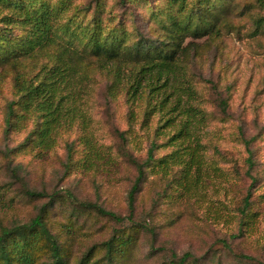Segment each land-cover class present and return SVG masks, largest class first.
I'll list each match as a JSON object with an SVG mask.
<instances>
[{
    "label": "trees",
    "instance_id": "trees-1",
    "mask_svg": "<svg viewBox=\"0 0 264 264\" xmlns=\"http://www.w3.org/2000/svg\"><path fill=\"white\" fill-rule=\"evenodd\" d=\"M114 4L118 8L106 0H0V74L3 81L9 78L12 92L6 102L2 138L7 142L11 134L26 131L16 145L5 143L0 148V154L8 161L10 177L0 184V206L12 207L20 201L31 202L33 208L25 219L0 224V264H136L138 235L153 230L144 219L133 217L137 193L148 169L159 166L167 173L173 165L183 164L179 168L181 177H188L189 165L175 162L173 153L156 156L164 145L159 141L157 126L141 160L132 153L126 134L117 132L121 140L118 153L135 169L127 189L125 216L97 201L80 200L68 188L48 191L29 187L20 175L21 165L13 157L27 151L37 155L48 152L56 145L60 132L70 126L77 109L67 91L71 75L88 79L94 74L108 76L107 90L112 98L124 90L118 75L122 67L137 69L136 75L150 69H179L188 78L189 114L198 115L206 124L217 117L219 121L233 120L228 112V98H204L198 88L197 82H209L191 70L201 45L194 40L203 39L206 43L221 41L230 34L239 36L245 25L248 37L264 36V0H116ZM109 5L112 6L107 8ZM137 6L144 12L141 19L136 17ZM210 87L216 88L213 84ZM156 88L151 86L146 91L138 81L128 85L124 94L130 106L129 117L134 108L142 111V121L154 115L157 103H161L153 101ZM209 102L216 105L220 114L207 109ZM231 135L242 147L244 173L251 179L236 208L239 221L244 222L251 215L250 190L258 180L249 172L254 165L251 146L255 136H246L241 123L234 124ZM173 138L174 135L167 141ZM203 139L195 140L196 154H203L207 147L212 158L209 166L223 173L229 170L238 178L237 161L222 150L219 142ZM66 151L67 169L81 159L92 167L84 156L87 151L77 159L74 144L67 143ZM91 153L95 155L97 151ZM103 156L100 152L99 158ZM228 163L231 168L222 166ZM13 185L17 190L10 195ZM100 217L115 225L99 241L84 225L87 220L98 221ZM105 224L106 221L101 225ZM76 246L80 248L77 253ZM215 257L213 253L209 258ZM209 258L196 257L189 251L181 256L172 253L168 264H208Z\"/></svg>",
    "mask_w": 264,
    "mask_h": 264
},
{
    "label": "rangeland",
    "instance_id": "rangeland-1",
    "mask_svg": "<svg viewBox=\"0 0 264 264\" xmlns=\"http://www.w3.org/2000/svg\"><path fill=\"white\" fill-rule=\"evenodd\" d=\"M115 1L106 0L118 8ZM119 9L123 10L120 6ZM135 11L139 12L138 19L144 16L139 6ZM140 22L146 25L145 21ZM246 32L245 25L239 36L230 34L221 41L206 43L203 39L194 40L201 45L191 70L209 82H197L198 88L204 98H228V112L233 120L219 121L217 117L206 124L198 115L189 114L185 81L188 78L179 69H150L136 75L137 69L122 67L118 75L124 90L112 98L107 90L108 76L94 74L88 79L71 75L67 91L77 109L70 126L60 132L56 145L48 152L37 155L27 151L15 155L14 162L21 165L20 175L31 188L48 191L68 188L80 200L97 201L125 216L128 214L127 189L135 169L118 153L121 140L117 132L126 134L132 153L141 160L145 157L149 136L160 126L159 141L164 145L156 156L173 153L175 162L188 164L190 170L188 177H181L179 168L183 164L173 165L167 173L159 166L148 169L137 193L133 217L144 219L153 230L141 231L138 235L136 264H168L172 253L181 256L186 251L206 259L214 253L216 257L209 258L208 264H261L264 262V49L261 47L264 36L252 39ZM137 81L146 91L151 86L157 87L153 101L161 102L157 103L154 115L144 121L140 108H134L133 116H128L130 106L124 94L128 85ZM11 97L9 78L3 81L0 74V148L5 143L16 145L26 133L24 130L13 133L7 142L2 138L6 102ZM206 106L214 114H220L213 103ZM236 123L243 125L246 136H255L251 146L254 165L249 172L258 180L251 187V215L244 222L239 221L236 208L241 196L247 193L251 179L244 173L242 147L232 139ZM172 135L174 138L168 142L167 138ZM196 138L219 142L222 150L237 161L240 176L235 178L229 170L223 173L210 167L211 150L206 147L203 154L197 152L202 157L196 154ZM67 143L74 144V159L87 151L84 156L87 155L92 167L84 165L81 159L67 169ZM91 150L97 153L90 154ZM100 152L104 154L101 158ZM7 164V159L0 154V184L10 180ZM222 166L231 168L230 163ZM11 190L10 195H15L17 186L13 185ZM32 213L31 202L0 206V224L25 219ZM114 225L113 221L100 217L98 221L87 220L84 228L100 241ZM79 250L76 246L75 252Z\"/></svg>",
    "mask_w": 264,
    "mask_h": 264
}]
</instances>
